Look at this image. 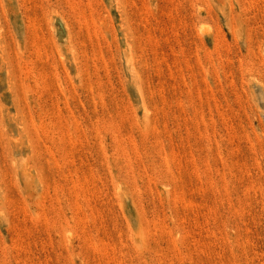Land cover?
I'll list each match as a JSON object with an SVG mask.
<instances>
[{
  "label": "rangeland",
  "instance_id": "obj_1",
  "mask_svg": "<svg viewBox=\"0 0 264 264\" xmlns=\"http://www.w3.org/2000/svg\"><path fill=\"white\" fill-rule=\"evenodd\" d=\"M0 264H264V0H0Z\"/></svg>",
  "mask_w": 264,
  "mask_h": 264
}]
</instances>
